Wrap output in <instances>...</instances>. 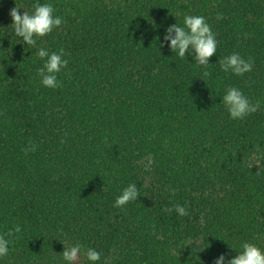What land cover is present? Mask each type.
I'll use <instances>...</instances> for the list:
<instances>
[{
	"label": "trees",
	"instance_id": "obj_1",
	"mask_svg": "<svg viewBox=\"0 0 264 264\" xmlns=\"http://www.w3.org/2000/svg\"><path fill=\"white\" fill-rule=\"evenodd\" d=\"M45 2L63 23L38 46L68 60L55 89L10 26L34 0H0V233L13 231L0 264H62L77 242L98 264H214L244 241L264 248V0ZM189 14L218 41L204 67L159 47ZM232 53L252 71H222ZM229 87L260 108L230 119ZM132 182L138 200L114 207ZM176 204L188 215L163 211Z\"/></svg>",
	"mask_w": 264,
	"mask_h": 264
},
{
	"label": "clouds",
	"instance_id": "obj_2",
	"mask_svg": "<svg viewBox=\"0 0 264 264\" xmlns=\"http://www.w3.org/2000/svg\"><path fill=\"white\" fill-rule=\"evenodd\" d=\"M33 10L20 13L21 7L17 5L10 10L12 19L13 33L19 38L20 44L27 45L29 48L35 47L36 57L41 63L37 69L40 84L46 88L55 89L59 86L57 74L65 69L68 60L64 58V53L49 51L47 48L38 46V39L42 38L54 29H58L63 18L55 14L56 9L51 2L40 3V0H34ZM220 18L219 16L217 17ZM218 41L216 34L202 15H184L182 24L176 23L168 25L165 28L163 40L159 47L167 46L177 57L186 59L187 56L193 58L197 66H207L212 64L210 58L217 52ZM220 69L224 72H231L235 76H243L252 71V61L244 59L239 53H232L218 60ZM205 75H208L205 72ZM221 102L232 120H241L244 117L256 112L260 108V101L252 102L239 88L229 87L221 95ZM27 150H34V146ZM257 151H261L257 146ZM174 194V192H173ZM140 197L139 187L136 182L127 184L120 190V194L114 200V207L122 208L126 204L136 202ZM165 212H175L178 216L188 215V209L180 204L174 207L163 209ZM21 228L16 226L15 232L19 233ZM13 231L0 233V257L9 253V244ZM196 245L195 242H193ZM197 246V245H196ZM62 264H76L83 256L87 264H98L101 260V254L96 249L85 247L79 242L70 247H64L61 253ZM195 264H199L198 257H194ZM214 264H264V248L249 241L241 242L238 254L235 257L227 258L224 253L216 257Z\"/></svg>",
	"mask_w": 264,
	"mask_h": 264
}]
</instances>
